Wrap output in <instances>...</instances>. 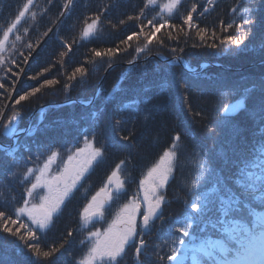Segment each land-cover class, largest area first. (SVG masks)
<instances>
[{
    "label": "trees",
    "instance_id": "1",
    "mask_svg": "<svg viewBox=\"0 0 264 264\" xmlns=\"http://www.w3.org/2000/svg\"><path fill=\"white\" fill-rule=\"evenodd\" d=\"M26 2L0 0V30ZM165 2L167 0H157L155 5L146 7V0H71L70 4L68 0H33L30 12L21 21L18 34L23 33V28H29V32L17 43V48L28 56V49L23 45L31 42L34 50L27 64L22 57L18 61L24 69L19 77L4 78L0 69V82L8 89H12L15 82V90L10 95L0 89L3 93L0 111L5 112L0 119V210L14 209L23 199H28L27 189L35 181V175L26 177L25 173L29 167L42 166L52 151L59 154L51 169L55 173L68 155L84 146L85 136L94 141V146L104 149L102 158L93 163L51 225L37 233L43 250L60 249L42 264H79L90 246L87 232L106 228L119 207L134 195L142 198L140 181L159 162L176 133L181 134L178 160L162 192L166 197L162 203L163 219H156L143 237L147 248L142 250L140 259L144 264L155 262L154 253L164 256L171 254L170 248L178 247L171 243L174 230L183 225L194 198L213 185L218 184L224 195H227L225 188L233 189L242 202L246 199L255 211L264 213V178L255 181V192L247 194L234 183L237 178L249 183L246 177L237 176L238 167L243 166L244 159L259 157L264 149V0H211V3L181 0L171 16L160 11L159 5ZM193 4L197 6L193 13L197 27L189 29L183 23V16ZM141 9L144 10L142 17L128 19L139 16ZM96 17L99 22L95 34L82 40L85 24ZM152 19L157 23L168 19L177 26L158 33L164 38L163 46L154 42L144 52L136 53L135 48L143 46V37L139 42L135 38L129 41L131 47L121 43ZM249 19L254 22L247 23ZM230 23L233 27L227 29ZM197 28H206L209 36L215 31L220 38L245 34L247 38L239 47L223 45L214 50L195 35ZM45 32H49L46 37ZM168 32L178 38L168 40ZM66 43L72 45L71 49ZM208 43L219 44V39H208ZM117 46L127 51H121L111 61L92 54L93 49L103 51ZM62 52L66 53L63 57ZM185 65L191 71L186 70ZM80 66L88 70L86 75L72 81L65 91L67 76ZM44 68L50 71L36 81L30 79ZM17 70L13 67L14 72ZM53 78L60 83L42 89L21 106H15L20 94L38 87L44 79ZM242 93L247 96L246 110L225 115L224 107L236 102ZM134 101L140 103L125 107ZM13 110L20 111L22 116L11 125L15 131L6 136L4 124ZM196 113L201 115L196 116ZM130 132L135 138L123 141L122 137ZM118 164H121L118 175L124 181L119 201L110 205L106 220L85 227L84 207L112 171L117 170ZM246 170L258 171L251 167ZM194 182L196 187H193ZM256 196L261 200H255ZM210 199L215 201L216 197ZM218 208L216 203L211 211L206 210L204 219L210 223L204 233L199 227L189 230L198 237L193 243L208 237L227 242V236L218 230L223 227L218 223ZM143 210L141 202V212ZM230 218L246 223L254 235L259 236L264 231L255 226V217L247 209L233 212ZM140 219L138 216V223ZM212 223L217 226L212 227ZM2 235L5 234L0 233ZM184 239L189 244L190 237ZM165 241L168 243L163 246ZM229 246L236 247L231 243ZM17 247L11 238L0 239V264H40L26 251L18 252ZM199 259L201 264L207 261L204 257ZM136 263L134 247H126L120 264ZM159 264H167V261ZM185 264H192L191 253ZM207 264L214 262L207 261Z\"/></svg>",
    "mask_w": 264,
    "mask_h": 264
},
{
    "label": "snow or ice",
    "instance_id": "2",
    "mask_svg": "<svg viewBox=\"0 0 264 264\" xmlns=\"http://www.w3.org/2000/svg\"><path fill=\"white\" fill-rule=\"evenodd\" d=\"M208 2L211 3V0H208ZM68 3L70 4L71 0H68ZM156 3L157 0H146V7L155 5ZM180 3L181 0H167V2L159 5L160 11L171 16L174 10H177ZM32 5L33 0H27L11 22L0 30L2 31V35H0V69L3 70L4 78H10V76L19 77L24 69L18 61L22 57L23 63L27 64L29 57L33 54L34 45L31 42L23 45V47L28 49V56H24L23 52L17 48V43L22 42L24 36L29 32V28H23V33L18 34L20 33L21 21L30 12ZM65 7L67 8L68 5L66 4ZM196 7L193 4L191 10L183 16V23L189 29L197 27L193 22V13L196 11ZM35 15L34 12L31 13L33 18H35ZM143 15L144 10L141 9L139 16L129 17L128 19H139ZM98 22L99 17H96L92 19L91 23H86L80 38L87 40L93 36L97 30ZM253 22L251 19L247 21L249 24ZM176 27V25L170 24L168 19H162L159 23L155 22V19L148 20L146 25H140L139 32H133L128 35L121 43L127 47H131L129 41L135 38L139 42L140 38L143 37V46H137L135 48L136 53H142L154 42L163 46L164 38L158 36V33H161L162 29H175ZM232 27L233 25L231 23L227 25V29H231ZM145 28H149L150 30L145 31ZM237 28H239V25H237ZM50 31L51 29H49ZM49 32H45L43 35L46 37ZM195 35L199 37L202 43L207 44L209 48L214 50L219 49L223 45L239 47L247 38L246 34L239 37L224 35L220 38L216 36L215 31L209 36L206 28H197ZM10 37L14 38L10 39ZM177 38L171 32L167 33L168 40H175ZM208 39H219V44L208 43ZM73 42L75 43V41ZM38 43L39 41H37ZM65 46L69 49L72 47L71 44L67 43ZM121 51H127V48L121 49L117 46L116 48H107L103 51L93 49L92 54L96 58L103 59L106 57L111 61ZM172 51L175 52L176 49L173 48ZM60 55L63 57L66 53L62 52ZM176 59L179 60L180 58L177 57ZM132 63V61H129V64ZM13 67L18 70L14 72ZM185 67L186 70L191 71L188 65H185ZM49 71V68H44L36 75H32L30 79L36 81L38 77ZM87 71L83 66L75 68L67 76L68 82L64 84L65 91L70 88L72 81L82 79ZM58 83L60 81L55 78L44 79L38 87H34L30 91L20 94L15 99V106H21L22 102L27 101L30 97H34L42 89L53 87ZM0 89H4L5 93L10 95L15 90V82H13L12 89H8L5 83L0 82ZM2 94L0 93V95ZM246 100L247 96L242 93L236 102L224 107V114H236L241 110H246ZM138 103L140 102L134 101L131 104L125 105V107H132V104ZM4 107L5 109L7 108V106ZM4 115L5 112L0 111V119ZM195 115L200 116L201 114L196 113ZM20 116H22L20 111L13 110L12 115L8 117V122L4 124L6 136L15 131L11 128V125ZM134 138L135 134L130 132L128 135H124L122 140L130 141ZM180 142L181 134L176 133L173 135L169 147L163 151L159 162L148 171L147 177L140 181V187L143 190L142 198L134 195L127 203L119 207L115 212L114 219L108 223L106 228L103 230L96 228L94 231L87 232L86 240L90 246L88 247L87 253L79 261V264H120V258L126 254V247L128 246L134 247L137 264H144V261L140 259L142 250L147 248V243L143 237L148 234L151 225L154 224L156 219H163L160 210L166 197L162 192L169 182L170 177L173 176L174 162L178 160L177 149ZM103 153L104 149L102 147L94 146V141L85 136L84 146L77 148L75 152L68 155L67 161L62 166H59V171L55 173L51 172L52 166L59 155L56 151H52L47 156L42 166L38 168L29 167L25 176L35 175V181L27 189L28 199H23V203L14 209L0 210V233L5 234L0 236V239L11 238L12 242L18 246V252L26 251L30 258L35 262H40V264L58 252L60 249L57 247L43 250L38 242L37 233L49 227L53 222L55 214L60 212L65 200L73 194L93 163L102 158ZM8 154L11 155V153ZM123 163L122 161L121 164ZM121 164L116 166L117 170L112 171L104 185L91 196V199L84 207L82 221L85 227L98 221L106 220V212L109 211L110 205L119 201L124 189V181L118 175ZM241 164L243 166L238 167L237 176L246 177L249 183H245V180L241 178H237L234 183L237 187L243 189L245 194L248 191L255 192V181L264 178V149L261 150L259 157L253 160L244 159L241 161ZM249 167L257 169L258 171H247L246 169ZM193 187H196V182L193 183ZM37 189H41L43 194L37 192ZM224 192L227 195L222 194L219 185L216 184L210 189H205L200 196L194 198L190 205L189 214L183 218V225L174 230L171 243L173 245L178 244V247L170 248L169 251L171 254L164 256L154 253L155 262L153 264H159L160 261L165 260L167 264H185L189 253H191L192 264H201L199 257L207 258V261H213L214 264H255L257 254L264 255V231L259 236L254 235L246 223L239 219L230 218L233 212L247 209L255 217V226L264 229V213L255 211L246 199L242 202L241 196L237 195L233 189L225 188ZM213 196L216 197L215 201L210 199ZM37 199L39 201L38 203L33 202ZM255 200L259 201L261 197L256 196ZM141 202L144 204V210L142 212ZM216 203L219 205L218 223L223 225L218 230L222 235L227 236V242L224 239H212L208 237L201 239L199 244L193 243L198 237L193 235L189 230L194 227H199V231L204 233L210 223V221L204 219L206 210L211 211L212 205ZM233 205L237 207L234 208ZM138 216L141 217L139 223L137 220ZM216 226V223H212V227ZM68 235L71 236V233ZM187 237L191 238L189 244L185 243L184 238ZM167 243L165 241L163 246H166ZM230 243L235 244L236 247H230ZM60 247H63V245ZM181 252L183 255H180ZM230 254L232 256L231 259H229ZM207 261H205V264H207Z\"/></svg>",
    "mask_w": 264,
    "mask_h": 264
},
{
    "label": "rangeland",
    "instance_id": "3",
    "mask_svg": "<svg viewBox=\"0 0 264 264\" xmlns=\"http://www.w3.org/2000/svg\"><path fill=\"white\" fill-rule=\"evenodd\" d=\"M37 192H40L41 194H43V191L41 190V189H37ZM66 201V200H65ZM33 202H35V203H38L39 201H38V199L36 200V201H33ZM63 206V205H62ZM62 206H61V208H62ZM59 213V212H58ZM57 213V214H58ZM57 214H55V215H57ZM137 220H138V217H137ZM51 225V224H50ZM49 225V226H50ZM197 244H199V243H197ZM262 262H264V255H261V254H257V256H256V258H255V264H262Z\"/></svg>",
    "mask_w": 264,
    "mask_h": 264
},
{
    "label": "water",
    "instance_id": "4",
    "mask_svg": "<svg viewBox=\"0 0 264 264\" xmlns=\"http://www.w3.org/2000/svg\"><path fill=\"white\" fill-rule=\"evenodd\" d=\"M21 132H18L17 134H20ZM161 213H163V208H162V206H161ZM191 239V238H190ZM180 255H183V254H180Z\"/></svg>",
    "mask_w": 264,
    "mask_h": 264
}]
</instances>
